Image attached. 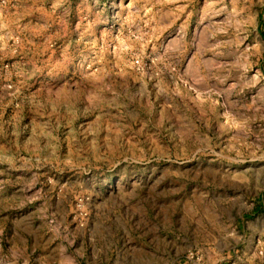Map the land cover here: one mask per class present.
<instances>
[{
    "label": "rangeland",
    "instance_id": "1",
    "mask_svg": "<svg viewBox=\"0 0 264 264\" xmlns=\"http://www.w3.org/2000/svg\"><path fill=\"white\" fill-rule=\"evenodd\" d=\"M264 0H0V264H264Z\"/></svg>",
    "mask_w": 264,
    "mask_h": 264
},
{
    "label": "trees",
    "instance_id": "2",
    "mask_svg": "<svg viewBox=\"0 0 264 264\" xmlns=\"http://www.w3.org/2000/svg\"><path fill=\"white\" fill-rule=\"evenodd\" d=\"M258 209L262 211L264 210V206H260Z\"/></svg>",
    "mask_w": 264,
    "mask_h": 264
}]
</instances>
